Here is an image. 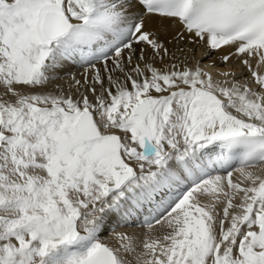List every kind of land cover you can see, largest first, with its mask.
I'll list each match as a JSON object with an SVG mask.
<instances>
[{"label": "snow or ice", "instance_id": "snow-or-ice-1", "mask_svg": "<svg viewBox=\"0 0 264 264\" xmlns=\"http://www.w3.org/2000/svg\"><path fill=\"white\" fill-rule=\"evenodd\" d=\"M0 264H264V0H0Z\"/></svg>", "mask_w": 264, "mask_h": 264}, {"label": "bare ground", "instance_id": "bare-ground-1", "mask_svg": "<svg viewBox=\"0 0 264 264\" xmlns=\"http://www.w3.org/2000/svg\"><path fill=\"white\" fill-rule=\"evenodd\" d=\"M171 31H174V29H170V33H171ZM219 55H220V53H216L211 57H204L203 63H205V64L210 63L212 60H215L217 58V56H219ZM245 75H246V73H245ZM138 230H140V229H138Z\"/></svg>", "mask_w": 264, "mask_h": 264}]
</instances>
